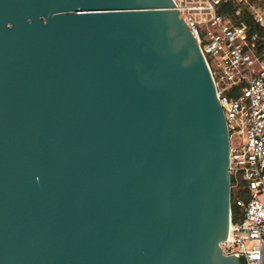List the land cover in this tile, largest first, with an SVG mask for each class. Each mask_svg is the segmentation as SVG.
I'll return each mask as SVG.
<instances>
[{"label": "water", "instance_id": "obj_1", "mask_svg": "<svg viewBox=\"0 0 264 264\" xmlns=\"http://www.w3.org/2000/svg\"><path fill=\"white\" fill-rule=\"evenodd\" d=\"M188 27L173 0H0V264H242Z\"/></svg>", "mask_w": 264, "mask_h": 264}, {"label": "built area", "instance_id": "obj_2", "mask_svg": "<svg viewBox=\"0 0 264 264\" xmlns=\"http://www.w3.org/2000/svg\"><path fill=\"white\" fill-rule=\"evenodd\" d=\"M212 74L230 139L231 205L223 252L264 264V47L260 32L223 14V3L247 5L264 27V0H173Z\"/></svg>", "mask_w": 264, "mask_h": 264}, {"label": "trees", "instance_id": "obj_3", "mask_svg": "<svg viewBox=\"0 0 264 264\" xmlns=\"http://www.w3.org/2000/svg\"><path fill=\"white\" fill-rule=\"evenodd\" d=\"M220 12L223 14H233L236 23H246L251 32L258 31L262 36L261 47H264V27L256 22L254 14L249 10L247 5H241L235 2L223 3L220 6ZM232 212L235 220L241 217V208L236 203L232 204ZM242 264H247L244 258H240Z\"/></svg>", "mask_w": 264, "mask_h": 264}]
</instances>
